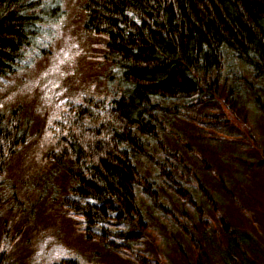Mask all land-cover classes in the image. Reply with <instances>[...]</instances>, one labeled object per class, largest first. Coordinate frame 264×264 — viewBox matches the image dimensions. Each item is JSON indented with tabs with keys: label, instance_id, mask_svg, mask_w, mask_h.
Instances as JSON below:
<instances>
[{
	"label": "trees",
	"instance_id": "obj_1",
	"mask_svg": "<svg viewBox=\"0 0 264 264\" xmlns=\"http://www.w3.org/2000/svg\"><path fill=\"white\" fill-rule=\"evenodd\" d=\"M81 9L83 31L101 40L89 61L105 86L93 82L30 133L37 115L23 102L6 114L0 103V171L19 157L15 170H46V184L60 179L62 186L48 192L51 201L56 191L61 195L57 216L103 248L122 242L130 253L143 242L152 217L139 207L145 199L157 219H195L192 233L182 225L185 235L195 247L212 245L209 212L232 218L223 209L230 202L247 214L236 200L234 173L250 166L246 143L264 156V147L248 135L242 139L225 115L237 120L248 113L251 97L264 110V88L247 81L250 75L253 84L264 83V0H84ZM44 16L39 0H0V82L19 69L28 33ZM231 66L241 73L228 80ZM216 221L220 240L228 233L245 242L238 225L223 215ZM3 234L0 264H11ZM152 255L130 256L133 264H157ZM53 264L82 263L70 255Z\"/></svg>",
	"mask_w": 264,
	"mask_h": 264
},
{
	"label": "rangeland",
	"instance_id": "obj_2",
	"mask_svg": "<svg viewBox=\"0 0 264 264\" xmlns=\"http://www.w3.org/2000/svg\"><path fill=\"white\" fill-rule=\"evenodd\" d=\"M39 1L45 16L34 30L35 38L23 49L19 69L14 76L0 82L3 112L8 114L12 107L23 102L29 112L37 115L29 122V133L39 128L37 122L41 123L42 118L44 121L47 113L54 114L60 103L73 100V96L78 98L93 82L101 80L89 61L96 54L92 47H96L101 40L83 31L84 15L81 6L84 0ZM95 64L99 65V61ZM239 69L231 66L227 72L228 80L232 73L239 76ZM247 77L252 87L264 88V83L253 84L252 76ZM104 86L105 82L101 80V90ZM246 107L249 112L237 120L230 113L225 114L226 118L232 128L240 132L242 139L248 135L255 140V144L264 147V110L253 103L252 97ZM32 126L35 127L30 130ZM246 145L250 166L235 167L234 173L238 174L236 200L248 215L233 211L230 202H226L223 209L232 218L222 212L216 216L208 213L210 231L214 236L219 232L216 219L222 215L229 219L232 227L238 225L239 231L246 233L245 242L239 243L244 251L240 259L226 255L230 242L225 241V234H222V240L219 238L217 243L209 247L202 241L200 243L204 245L203 248H196L182 229V225H185V230L192 233L195 219L191 222L179 218L168 223L162 221V218L157 219L152 209L153 203L146 199L139 202V207L143 213L152 217L148 216L143 226V242H134L139 246L129 249V253L122 242H117V249L109 247L110 250L92 244L91 239H83L80 233L67 228L57 216L61 195L58 190L56 200H50V183L41 181V184L35 186L44 194L39 201H34L36 195L30 181H17L15 187L11 186L10 183L16 180L12 174L14 167L20 163L19 157L9 162V174L0 177V236L3 238V233H6L3 249H12L9 257L11 264H20L22 259H28L29 264H53L61 259H69L70 255L82 264H133L131 256L135 253H152L157 264H264V163L258 165L264 156L253 150L251 143ZM55 183L54 187L62 186L60 179ZM41 204L45 205V209L38 213ZM164 204L170 212V205L166 202ZM30 207H33V212L29 211ZM22 227L24 229L20 239H17L18 243H13L18 236L17 231ZM200 236L197 240H200ZM228 236L231 235L227 233ZM234 242L231 241V244L234 245Z\"/></svg>",
	"mask_w": 264,
	"mask_h": 264
},
{
	"label": "bare ground",
	"instance_id": "obj_3",
	"mask_svg": "<svg viewBox=\"0 0 264 264\" xmlns=\"http://www.w3.org/2000/svg\"><path fill=\"white\" fill-rule=\"evenodd\" d=\"M34 38H35V34L34 33H32V32H29L28 33V41L29 42H31V41H33L34 40ZM94 71V70H93ZM219 152H221L220 150L218 151V152H212L211 154H219ZM216 156V155H215ZM214 156V157H215ZM1 173H3L4 174V176H3V178L4 177H6L8 174H9V171L8 170H1L0 171ZM15 173H16V175H15V173H13L12 174V178H14V177H16L17 176V181L18 182H20L21 181V179H19V177L18 176H20V175H27L28 176V180L34 185L33 186V188H34V191H35V195H38V194H40L41 192H39L37 189H35V186L36 185H38V184H41V181H46V178H47V176H48V174H49V172H47L46 170L45 171H38V170H36L35 172H30V171H22L21 172V170L20 169H17V170H15L14 171ZM27 176L25 177V176H22V177H24V178H27ZM15 179V178H14ZM54 179H56V177L54 178ZM58 179V178H57ZM80 181H82V180H80ZM50 187L52 186V185H56V183L55 182H53V181H51L50 182ZM1 200V199H0ZM220 221V220H219ZM210 234V233H209ZM220 232H217V236H214V238H212L213 240H212V244H215V243H217V241L219 240V238H220ZM230 237L231 236H228V237H226V235H225V241H227L228 243H229V246H228V248H229V251L226 253V255H230V257H232L233 259H240L241 258V256H242V252L243 251H241L242 249H240L241 248V237H239V236H237L236 238H237V240H235V242H234V245L233 244H231V239H230ZM240 243V244H239ZM207 245V244H206ZM211 245V244H210ZM203 246L204 245H202L201 243H199L198 244V247H196V248H198V249H202L203 248ZM208 247H209V245H207ZM207 246H205V249L207 248ZM231 251H233V253L231 252Z\"/></svg>",
	"mask_w": 264,
	"mask_h": 264
}]
</instances>
